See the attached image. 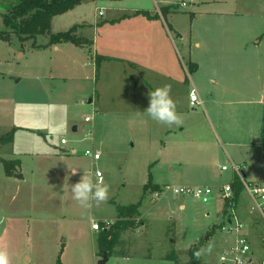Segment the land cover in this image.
<instances>
[{
    "label": "rangeland",
    "instance_id": "rangeland-1",
    "mask_svg": "<svg viewBox=\"0 0 264 264\" xmlns=\"http://www.w3.org/2000/svg\"><path fill=\"white\" fill-rule=\"evenodd\" d=\"M17 1L0 0V8L6 10ZM165 3L170 6L168 13L163 8ZM141 8L158 11L170 27L172 39L167 40L156 25V33H161L157 39L162 41L157 50L149 35L143 34L152 25L142 14L131 20L122 17L130 9ZM236 9L264 12V0H88L78 8L56 15L51 26L56 33L80 24L77 36L90 39L82 38L89 41L85 46L71 42L45 47L32 45L46 43L45 35L25 42H20L14 33L10 42L0 38V79L6 77L0 80V93L11 95L16 102V126L30 128L21 127L16 134L12 148L17 154L0 149L7 158H20L24 175V179H9L0 164V247L9 251L11 264H98L92 220L110 221L118 216V206L141 199L139 209L143 218L138 217L142 223L137 226L139 235H127L134 237L140 251L144 252L143 245H150L166 255L162 247L166 248L171 241L177 249H188L205 242L207 232L214 228L217 231L210 241L213 248L231 237L221 226L225 219L220 200L213 198L205 203L170 191L157 198L154 193L148 195L151 190L144 194V186L150 181L162 187L214 186L229 178V172L226 177L215 175L232 156V146L216 142L207 115L214 121V109L218 111L220 103L215 97L203 96V89L207 94L216 91L217 82L211 81L214 75L208 78L202 68L197 73L191 70L190 52L196 56L200 51L192 35L199 34V25L211 16L208 12ZM118 17L121 26L105 24L107 19ZM261 17L259 14L252 18L261 22ZM258 25L263 30L264 24ZM131 31L136 32L127 33ZM210 32L215 39L220 38L218 33ZM119 33L120 41L115 40ZM108 41L113 43L109 45ZM109 48L125 60L101 61L99 55ZM201 58L205 65L214 63L205 55ZM37 74L49 78L42 79L40 84L35 79ZM52 76L55 78L51 79ZM164 85L171 86V96L183 118L180 127L160 125L144 112L149 92ZM194 87L202 95L203 106L190 102L189 92ZM244 107L240 106V111ZM225 108L224 113H230V106ZM88 116L93 120L87 122ZM61 138L68 143L62 145ZM21 149L66 155L60 158L45 154L39 158L19 154ZM87 149L99 150L101 159L93 161L85 154ZM253 154L250 167L245 170L246 179H255L251 174L254 169L256 180L264 185V151ZM247 156L240 151L236 154V158ZM73 168L78 169L76 175L71 173ZM96 170L103 173L104 182L110 185V198L99 207L81 208L72 198L71 185L84 173L94 177ZM249 217L252 236H264V219ZM139 258L129 264H174L156 257ZM107 264H125V260L114 255ZM255 264H261L260 256H256Z\"/></svg>",
    "mask_w": 264,
    "mask_h": 264
},
{
    "label": "crops",
    "instance_id": "crops-1",
    "mask_svg": "<svg viewBox=\"0 0 264 264\" xmlns=\"http://www.w3.org/2000/svg\"><path fill=\"white\" fill-rule=\"evenodd\" d=\"M85 2L81 3L80 5L76 6L75 8L80 7ZM168 3V2H167ZM165 3L163 6L164 11L166 13L170 12V9ZM73 8V9H75ZM71 9V10H73ZM70 11V10H69ZM140 11H146L148 12L146 14L140 13ZM68 12V11H67ZM66 13V12H65ZM165 13V12H164ZM100 14V12H99ZM143 15V18L147 19V23L152 25L149 27V31H146L148 33H142L148 34L151 40L152 46L157 50L158 46L161 47L162 41H158L157 37H161V33L158 34L156 31H158V26L162 30V34L166 37V39H172V34L170 32V27L167 25V23L164 21L162 16L159 15L158 11L150 10L147 8L144 9H130L128 13L123 14L122 17H128V20L133 19V16H139ZM209 15H211L208 19H206L202 25H199L198 32L199 34L192 35V38H194V45L196 48H199V53L195 56L193 55V51L190 52V66H193L196 73L201 70V68L207 73L208 78L212 75V78L210 77V80L213 82H217L215 84L216 91H212L211 94H207V90L203 89V96L206 98L209 97H215L217 99V102L220 103L219 110L217 111L214 109V121L211 118L210 114L208 113V118L210 119V122L213 127V138L216 140V142H220L222 144L228 143L232 146V156H229V159L226 160V163L222 164L221 167L217 169V175L220 177H226L225 174L229 172V178H225L226 181L219 182L215 184L214 186H219L224 183L232 182L236 176V173L233 171L231 167V162H234L236 164H239L244 167V174L247 178L246 169H248L249 163L252 160V157L254 156L253 153L255 151L257 153L264 151V28H260L258 24H264L262 23L264 21V12L255 13V12H247V11H239L238 9L233 11H210L208 12ZM245 14H247L245 16ZM261 14V22H259V19L252 18L255 15ZM103 15V13L101 14ZM250 15L251 17H249ZM55 17V16H54ZM53 17V18H54ZM122 20V18H121ZM255 20V21H254ZM53 21V19H52ZM122 21H126V18H123ZM106 25L112 24V26H121L122 22L119 20V17L116 19H107ZM258 25L259 27L255 26ZM81 26L80 24H78ZM77 25V26H78ZM157 25V27H156ZM52 26V23H51ZM111 26V25H109ZM172 28V27H171ZM261 29V30H260ZM213 31L215 34L220 35V38L215 39L214 36L211 35ZM59 32V31H58ZM135 34L136 31H131L127 33ZM138 32V31H137ZM141 34V32H140ZM120 36V33L117 35L115 40H119L118 37ZM143 36V35H141ZM194 36V37H193ZM196 36V37H195ZM80 38H87L88 37H80ZM108 38L110 39V35H108ZM113 38V37H112ZM161 39V38H160ZM90 41V39H89ZM88 41V42H89ZM149 43V39H147ZM94 42V40H93ZM170 42V41H167ZM48 43V40L46 43L38 44V45H46ZM113 42H109L110 45ZM49 46V45H48ZM148 44L146 45V47ZM56 49H59V46L56 45ZM204 56L209 60V58L212 59L214 62L213 64H204V60H202L201 56ZM101 61H107L111 60L112 58L115 60H125V58H121L120 56H115L113 54V51L109 48V50H106L103 54H100ZM209 57V58H208ZM173 75L171 74L169 77L172 79ZM205 77V75H203ZM48 76H43L37 74L35 76V79L42 84V79H47ZM55 77H51V79H54ZM6 77H1L0 80H5ZM204 83L205 80H204ZM0 86H2V82H0ZM201 87V86H200ZM198 94L199 91L196 87H194ZM191 91V90H190ZM190 93V92H189ZM202 93V92H201ZM214 94V95H213ZM199 97L202 99V95L199 94ZM16 102L14 101L13 97L11 95H2L0 93V135L1 133H6L8 130H10L13 127H18V129L15 132L18 134L20 131L19 129L21 127L28 128L22 125L16 126V118L18 117L16 114ZM204 105V101H203ZM221 105H224L227 107L230 106V113L225 114V107L221 108ZM244 111H240V106H244ZM30 129V128H28ZM15 136L14 140L15 141ZM225 141V142H223ZM12 143H10L8 146H10V152L6 151L8 146L3 145L1 147V151H5L6 153H9L10 155H14L17 153H14V150L12 148ZM40 143V142H39ZM61 146V144H60ZM38 148V146H37ZM66 149V148H64ZM38 150H31L30 151H24L21 149L18 151L19 154H26V155H32V156H38L40 158L45 156V154H50L51 156H57L60 158H64L66 154H54L53 152L49 151L47 152H36ZM245 152L247 153V157L244 158H236L237 152ZM73 153L76 152L75 148L72 150ZM230 155V154H229ZM1 158L6 159H16L14 156H3L0 153ZM47 156V155H46ZM237 160H234V159ZM20 160V158H18ZM204 164L206 163L203 162ZM229 163V168L227 170H223L222 166ZM0 164L3 165L1 159ZM7 178H12L6 175ZM251 174H253L255 179H253V182L259 183L260 182L257 179V176L255 174V170H251ZM15 178V177H13ZM9 179H6L8 182ZM24 179V175L23 178ZM24 181V180H23ZM5 182V181H3ZM155 185H159L157 183H153ZM181 185H193V184H181ZM160 186V185H159ZM161 186V190H162ZM161 190L148 191V195L151 193H154V195L158 198L163 192ZM147 193V192H146ZM145 193V194H146ZM182 199V205L181 207H185V197ZM218 199L217 196L213 197ZM212 198V199H213ZM218 202H221L222 204V214L224 215L225 221L221 224L222 228L225 226L226 222V214L225 209L226 205H224L223 201L220 200ZM237 210L239 213V216L243 220V222L246 225V231L247 235L249 236L253 248L255 250V256L253 257V261L251 264H255V258L256 256H262L261 254V239L256 238V236H252L251 234V223L248 222L250 218L249 215H256L260 220L262 221L263 218L260 214L256 212H251V198L248 194V192L244 189L242 191L240 200L237 204ZM209 214V213H207ZM220 214V211H219ZM139 218H143L140 212V209L138 210V214L136 216V220L138 221ZM248 217V218H247ZM118 218V216L110 221H115ZM94 220V219H93ZM92 220V221H93ZM248 220V221H247ZM105 221V220H104ZM104 221L99 222L101 225H104ZM0 223L2 225V220H0ZM93 223V222H92ZM1 229V228H0ZM224 229V228H223ZM92 236L95 237V242L98 248V242L97 237L100 230H95L92 227ZM136 230V231H135ZM138 227L127 230L122 234L121 237V243L119 244V247L122 248V252L118 255H120L123 260H125V264H129L131 260H140L139 257H147L146 259L153 260L152 257L164 259V260H170L174 264H191V257L189 255V249H177L175 242H168L165 246L162 247L164 252L167 253L166 255H162L161 252H159L157 249L151 248L150 245H143L142 248L145 250L140 251L141 246L137 243H135L134 237L132 239L127 237L129 234H136L139 235V232H137ZM212 230V229H211ZM209 230L208 232H210ZM217 231V229L215 230ZM207 232V233H208ZM216 234V233H215ZM215 234L211 235L200 247L199 250V264L209 263L213 264L218 260L219 255L229 249L234 243H235V236L231 234V237L224 238V242L220 244V246H216L213 248L211 254L206 253L207 246L209 245V242L212 240V238L215 236ZM119 247L117 249H119ZM139 250H137V249ZM165 248V249H164ZM154 250V251H153ZM170 253H175V256L169 257ZM103 256V255H102ZM98 254V249L96 251V257L99 261V259L102 257ZM114 256V255H112ZM109 257V260L111 257ZM259 259V258H258ZM108 260V261H109ZM143 260V258L141 259Z\"/></svg>",
    "mask_w": 264,
    "mask_h": 264
},
{
    "label": "trees",
    "instance_id": "trees-1",
    "mask_svg": "<svg viewBox=\"0 0 264 264\" xmlns=\"http://www.w3.org/2000/svg\"><path fill=\"white\" fill-rule=\"evenodd\" d=\"M85 1L88 0H18L15 4L7 8V12L3 15L4 28L0 29V38L10 42L12 40V34L14 33L20 42H25L29 39L36 38L38 35H45L48 37V43L46 45H38L36 42L32 45L34 47H45L62 42H71L76 46H85L88 41L77 36V25L67 31H59L56 33L51 31V23L54 16L63 14ZM140 13L148 15L146 11H140ZM99 58L102 57L100 56ZM96 62L99 65V61L97 60ZM190 68L191 70L194 69L193 66H190ZM17 129L18 127H13L6 133L0 135V149L3 145L13 142ZM0 159L4 165L7 176L19 179L23 178V173L20 169V160L18 158L6 159L0 156ZM232 187L234 191L233 201L237 206L242 191L244 190L242 179L238 175L235 176ZM148 190L158 191L161 190V186L155 185L150 181L144 186V194ZM141 203L142 199L131 205L118 206V218L112 225L104 227L98 233V254L100 256H102L104 252H107L109 257L118 255L122 252L123 247H119L122 234L142 224L136 220ZM226 213L227 207L225 209V214ZM215 230L214 228L208 232L205 236V240L213 235ZM203 242L204 240L192 245L189 249L191 264H199V250ZM118 247L119 249H117ZM172 256H175V253H170L169 257Z\"/></svg>",
    "mask_w": 264,
    "mask_h": 264
},
{
    "label": "built area",
    "instance_id": "built-area-1",
    "mask_svg": "<svg viewBox=\"0 0 264 264\" xmlns=\"http://www.w3.org/2000/svg\"><path fill=\"white\" fill-rule=\"evenodd\" d=\"M185 5V4H184ZM103 11H100L102 14ZM190 102L194 106H203V101L199 97V94L195 88L190 91ZM93 120V117L88 116L87 122ZM62 145L68 143L66 138H61ZM85 154L89 156L93 161L101 159V152L97 149H87ZM233 171L238 175L243 182L244 189L248 192L251 198V212H256L264 219V185L248 181L244 174V167L231 162ZM229 168V163L222 166L223 170ZM100 170H96V172ZM103 175V173H102ZM233 182V181H232ZM232 182L224 183L219 186L212 185H166L162 188L161 192L170 191L180 196H192L200 199L202 202H209L213 197L217 196L222 200L224 205H227L226 213V225L223 227L229 233L235 236V243L226 251L222 252L218 260L213 264H251L253 257L255 256V250L253 244L247 235L246 225L239 216L237 206L235 205L234 191ZM92 227L95 230H101L104 227H109L114 221H104V225L93 220ZM1 228V223H0ZM261 264H264V237L261 239Z\"/></svg>",
    "mask_w": 264,
    "mask_h": 264
},
{
    "label": "clouds",
    "instance_id": "clouds-1",
    "mask_svg": "<svg viewBox=\"0 0 264 264\" xmlns=\"http://www.w3.org/2000/svg\"><path fill=\"white\" fill-rule=\"evenodd\" d=\"M149 103L144 111L153 121L167 127H180L183 118L177 112V106L171 96V86L164 85L151 90L148 94ZM78 169H71L73 175ZM72 198L81 208L99 207L110 198V185L104 182L99 171L95 176L84 173L78 182L71 185ZM213 245L210 242L206 253L211 254ZM0 264H11V256L6 247H0Z\"/></svg>",
    "mask_w": 264,
    "mask_h": 264
},
{
    "label": "water",
    "instance_id": "water-1",
    "mask_svg": "<svg viewBox=\"0 0 264 264\" xmlns=\"http://www.w3.org/2000/svg\"><path fill=\"white\" fill-rule=\"evenodd\" d=\"M6 10H3L0 8V27L1 29L4 28V20H3V15L6 13ZM74 130H76V127L74 128ZM109 260V256L107 254V252L103 253V256L99 259L98 264H107Z\"/></svg>",
    "mask_w": 264,
    "mask_h": 264
}]
</instances>
